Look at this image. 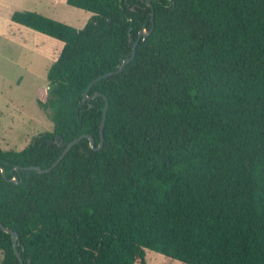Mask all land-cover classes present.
<instances>
[{"label":"trees","instance_id":"1","mask_svg":"<svg viewBox=\"0 0 264 264\" xmlns=\"http://www.w3.org/2000/svg\"><path fill=\"white\" fill-rule=\"evenodd\" d=\"M146 1L67 0L92 14L82 29L11 17L64 43L39 101L53 131L0 146V223L19 234L24 264H148V250L264 264V0H151L153 20ZM143 29L135 59L84 102ZM105 97L102 150L83 138L50 173L23 169L50 168L83 135L98 147ZM0 251L20 264L1 228Z\"/></svg>","mask_w":264,"mask_h":264},{"label":"rangeland","instance_id":"2","mask_svg":"<svg viewBox=\"0 0 264 264\" xmlns=\"http://www.w3.org/2000/svg\"><path fill=\"white\" fill-rule=\"evenodd\" d=\"M16 11H33L82 29L92 14L67 0H0V146L24 150L54 124L39 106L51 94L48 71L59 58V40L12 21ZM3 254L0 251V264ZM148 264H183L147 251Z\"/></svg>","mask_w":264,"mask_h":264},{"label":"water","instance_id":"3","mask_svg":"<svg viewBox=\"0 0 264 264\" xmlns=\"http://www.w3.org/2000/svg\"><path fill=\"white\" fill-rule=\"evenodd\" d=\"M170 1H175V0H170ZM147 5L152 9V20L154 19V16H155V9H154V5L152 3L151 0H147ZM151 34L150 31H147L146 29H143L140 33H139V36H138V39L137 41L134 43V46H133V52L131 54V56L127 59H125L123 61V63L119 66L118 70L116 71H113V72H110V73H107L105 75H102L100 76L99 78L95 79L90 85H89V88L87 89V91L85 92L84 94V102H87V101H90L92 99V97H89L88 95V92L89 90L92 88V86L94 84H96L97 82L101 81L102 79H105L107 77H111V76H114V75H118V74H121L126 66L128 64H130L136 57V54H137V47L139 45V42L142 40V39H146L149 35ZM96 96H102V94L98 93L96 94ZM106 98V106H105V109H104V112H103V117H102V121H101V127H100V134H101V141H100V144L99 146L97 147L96 146V142H95V139L94 137L92 136H89V135H83L79 138H76L74 139L73 141H71L64 149L63 153L61 154V156L59 157V159L50 167V168H47V169H44L40 166H28V167H24L23 169L26 170V171H37L39 172L40 174H46V173H50L54 168H56L61 162L62 160L66 157V155L83 139V138H87L90 140V146H91V149L93 151H100L104 148V145H105V137H104V128H105V124H106V120H107V114H108V109H109V100L107 97ZM56 143L59 144L61 147H64L65 144L64 143H60V137H58L56 139ZM17 169L19 170L20 167H17ZM0 171L2 172V175L4 178H6V171L5 169L2 167L0 168ZM12 182L14 183H18V180L16 178H14L13 180H11ZM0 228L3 229L5 232L7 233H10L12 235V240H13V245H14V251L16 253V255L18 256L19 258V261H20V264H24V260L21 256V253L18 249V246H19V234L17 232H14L13 230L5 227L3 224L0 223Z\"/></svg>","mask_w":264,"mask_h":264},{"label":"crops","instance_id":"4","mask_svg":"<svg viewBox=\"0 0 264 264\" xmlns=\"http://www.w3.org/2000/svg\"><path fill=\"white\" fill-rule=\"evenodd\" d=\"M62 43V42H61ZM63 47H64V43L60 44V46H58L59 49H62L63 50Z\"/></svg>","mask_w":264,"mask_h":264}]
</instances>
